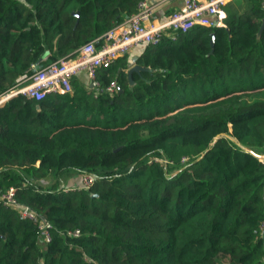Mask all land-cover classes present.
I'll use <instances>...</instances> for the list:
<instances>
[{"label":"trees","instance_id":"16d2710c","mask_svg":"<svg viewBox=\"0 0 264 264\" xmlns=\"http://www.w3.org/2000/svg\"><path fill=\"white\" fill-rule=\"evenodd\" d=\"M139 1L0 0V95L33 66L75 57ZM259 1L227 3L225 27L146 46L136 64L154 72L133 73L132 88L127 54L96 71L97 92L0 107V191L52 227L44 245L0 203V264H264ZM112 82L121 93L105 91ZM70 173L95 180L61 188Z\"/></svg>","mask_w":264,"mask_h":264},{"label":"built area","instance_id":"2783aa9c","mask_svg":"<svg viewBox=\"0 0 264 264\" xmlns=\"http://www.w3.org/2000/svg\"><path fill=\"white\" fill-rule=\"evenodd\" d=\"M233 1L240 0H180L181 5L178 10L172 12L165 21L155 23L151 21L152 8L148 0H140L134 14L101 37L83 45L75 57L44 67L33 66L26 78L0 95V107L18 96L38 103L50 95L71 94L73 92L71 80L79 73L87 76L89 89L97 92L99 82L96 79V71L99 68L109 67L116 60L127 55L135 46H157L164 35L173 40L175 34L186 33L195 27H225L224 6ZM259 7L264 9V0L259 1ZM116 90L115 82L105 89L109 94L115 93ZM261 158L260 156L259 159L263 162L264 158ZM94 180V175L84 174L81 178V187L89 188ZM71 190L74 191L76 188ZM0 203L15 209L22 219L34 223L42 244L45 245L51 241V224L29 207L20 205L16 201L14 188L0 191ZM260 228L264 232V223ZM66 236L77 238L80 232L68 231Z\"/></svg>","mask_w":264,"mask_h":264},{"label":"crops","instance_id":"0c3cea01","mask_svg":"<svg viewBox=\"0 0 264 264\" xmlns=\"http://www.w3.org/2000/svg\"><path fill=\"white\" fill-rule=\"evenodd\" d=\"M199 1H206V0H199ZM148 3L152 8L151 21L155 23L165 21L166 18L172 12L178 10L181 5L180 0H148ZM145 48H146L145 45H138L131 49V51L127 55L129 67L132 66L133 64H136V60L141 56ZM73 86L89 89L88 87L89 81L87 79V76L84 73H79L75 78H73L72 87ZM79 177H80L79 175L73 177L69 176L68 180H70V184L72 183L78 184L80 181Z\"/></svg>","mask_w":264,"mask_h":264},{"label":"water","instance_id":"95a60500","mask_svg":"<svg viewBox=\"0 0 264 264\" xmlns=\"http://www.w3.org/2000/svg\"><path fill=\"white\" fill-rule=\"evenodd\" d=\"M264 28V22L259 30V34L261 33L262 29ZM258 34V35H259ZM213 37V36H212ZM211 44H213V38H212V41H211ZM47 54H45L41 60H44L46 58ZM141 72H154V70H151L150 68H144L142 66H139L137 64H133L132 66H130L127 71H126V74H127V79L129 81V87L132 88L134 83L132 81V74L133 73H141ZM117 92L118 94L122 92V90L120 88L117 89ZM37 109H38V106H37ZM213 146V144L211 145V147Z\"/></svg>","mask_w":264,"mask_h":264},{"label":"rangeland","instance_id":"374dc122","mask_svg":"<svg viewBox=\"0 0 264 264\" xmlns=\"http://www.w3.org/2000/svg\"><path fill=\"white\" fill-rule=\"evenodd\" d=\"M264 156V155H263ZM263 156H261L262 158H264ZM261 158V159H262ZM69 176H78V174L76 173H70V174H65L63 176H61L60 178H58V185L60 186H65V187H72V188H75L74 186H76L77 184H70V180H68ZM76 178V177H75ZM82 177H79V179L81 180ZM77 183V182H76Z\"/></svg>","mask_w":264,"mask_h":264}]
</instances>
